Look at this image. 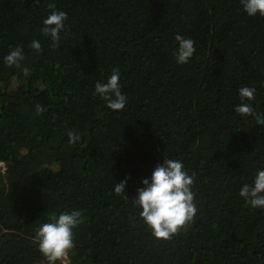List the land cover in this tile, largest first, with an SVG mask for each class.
I'll return each instance as SVG.
<instances>
[{
  "label": "trees",
  "instance_id": "obj_1",
  "mask_svg": "<svg viewBox=\"0 0 264 264\" xmlns=\"http://www.w3.org/2000/svg\"><path fill=\"white\" fill-rule=\"evenodd\" d=\"M49 3L68 17L59 48L42 32ZM178 34L196 47L183 65ZM17 46L25 59L8 67ZM114 68L119 112L94 94ZM245 86L264 114V17L240 0H0V264H39L18 257L72 211L83 222L66 264H264V210L239 196L264 170V126L234 110ZM164 159L194 175L198 208L168 241L132 202ZM126 176L125 198L114 187Z\"/></svg>",
  "mask_w": 264,
  "mask_h": 264
},
{
  "label": "clouds",
  "instance_id": "obj_2",
  "mask_svg": "<svg viewBox=\"0 0 264 264\" xmlns=\"http://www.w3.org/2000/svg\"><path fill=\"white\" fill-rule=\"evenodd\" d=\"M244 12L249 17L260 15L264 17V0H240ZM48 8L52 9L50 15L42 23V32L50 37L53 47L59 48L61 39L60 33L65 30L67 14L55 10V5L49 3ZM178 48L173 56L178 64H187L196 52L195 41L176 35ZM29 47L37 52L42 51L39 40H33ZM25 59L24 51L17 46L4 57V63L8 67H19ZM30 69L24 68L23 75L28 76ZM120 72L113 69L107 82L95 84V95L107 102V107L115 112L122 111L127 103L126 95L122 94L120 84ZM240 103L235 107V112L244 116H252L256 124L264 126V114L255 112L251 102L256 98L254 87H241L239 90ZM45 108L36 105L37 115L42 114ZM69 143L76 144L80 140L79 134L75 131L67 133ZM129 177L115 184L116 194L125 196V187ZM195 182L194 175H189L184 170V165L177 159H164L163 164H158L151 175V179L141 181L143 187L137 189V196L133 203L140 209V217L151 230L156 240L168 241L181 229H185L193 222L198 212L195 204V193L192 187ZM239 196L243 198L252 208L264 210V170L258 171L252 185L244 184ZM126 198V196H125ZM50 223L43 224L37 233L39 240V251L47 259L49 264L65 259L70 250L75 247L74 232L83 222L80 211L62 213L57 218L52 217Z\"/></svg>",
  "mask_w": 264,
  "mask_h": 264
},
{
  "label": "rangeland",
  "instance_id": "obj_3",
  "mask_svg": "<svg viewBox=\"0 0 264 264\" xmlns=\"http://www.w3.org/2000/svg\"><path fill=\"white\" fill-rule=\"evenodd\" d=\"M1 222H2V225H3V231L7 234L8 240L13 242L16 239L17 236L6 228V223H5L4 219H2ZM34 258L37 259V261L35 260L36 263L45 264L46 258L42 255V253L39 250H37V251H30V250L24 251L18 257V261L20 263H25V262H28V261L34 259ZM38 258H40V259L38 260ZM63 262H64L63 264H66L67 263V258H65L63 260Z\"/></svg>",
  "mask_w": 264,
  "mask_h": 264
},
{
  "label": "built area",
  "instance_id": "obj_4",
  "mask_svg": "<svg viewBox=\"0 0 264 264\" xmlns=\"http://www.w3.org/2000/svg\"><path fill=\"white\" fill-rule=\"evenodd\" d=\"M63 260H64V259H63ZM63 260H61V261H62V264L64 263Z\"/></svg>",
  "mask_w": 264,
  "mask_h": 264
}]
</instances>
